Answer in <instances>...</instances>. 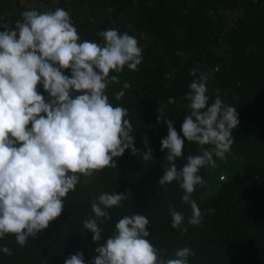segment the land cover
I'll return each mask as SVG.
<instances>
[{
	"label": "trees",
	"instance_id": "1",
	"mask_svg": "<svg viewBox=\"0 0 264 264\" xmlns=\"http://www.w3.org/2000/svg\"><path fill=\"white\" fill-rule=\"evenodd\" d=\"M57 8L71 14L81 41L102 43L97 33L109 28L138 39L143 49L138 70L125 66L121 73H110L118 75L119 83L111 84L106 94L114 106L128 109L135 147L146 152L147 135L154 158L144 161L142 154L126 150L116 158V168L101 170L69 192L61 216L37 238L23 247L12 234L0 240V246L13 250L11 256L0 252V264H64L78 251L85 264H91L100 246L83 227L94 216L92 202L102 193L128 192L123 207L107 210L111 220L100 224L101 243L113 234L119 219L138 213L150 220L148 239L168 258L176 249L189 247L194 252L190 264H264V0H0V31L14 29L25 10ZM193 69L195 76L190 74ZM202 73L208 76L209 104L220 97L238 113L240 123L227 157L252 155L255 162L224 180L209 197L211 167L201 169L205 186H197L192 199L203 221L193 226L187 224L192 210L182 203L178 183H158L167 165L160 141L168 135L166 118L175 122L183 138L181 124L190 114L189 86ZM121 90L125 95L116 100ZM198 154L200 146L185 140L178 167L186 164L188 155ZM169 205L185 215L186 233L171 227Z\"/></svg>",
	"mask_w": 264,
	"mask_h": 264
},
{
	"label": "clouds",
	"instance_id": "2",
	"mask_svg": "<svg viewBox=\"0 0 264 264\" xmlns=\"http://www.w3.org/2000/svg\"><path fill=\"white\" fill-rule=\"evenodd\" d=\"M21 17L14 29L0 31V240L12 234L23 247L61 216L64 199L78 184H87L105 168H116V158L126 150L150 161L154 149L147 135V151L135 147L128 109L114 106L106 94L111 84L119 83L118 75L110 73H121L125 66L136 71L142 63L143 49L135 36L109 28L97 33L102 43L81 41L71 14L63 8L25 10ZM190 74L195 76L196 69ZM207 79L202 73L189 86L190 114L181 124L183 138L175 122L166 118L168 135L160 141L167 165L158 183H178L182 203L192 210L187 224L193 226L203 221L192 199L197 186H205L199 173L206 166L217 167L216 158L227 159L233 130L240 123L236 108L220 97L209 104ZM124 95L121 90L115 99ZM185 140L197 143L201 154L188 155L179 168ZM129 193H102L92 202L94 216L83 227L100 246L91 264H190L191 248H178L168 258L151 243V222L143 214L119 219L113 234L101 243L100 224L111 220L107 210L123 207ZM169 214L171 227L186 233L185 215L173 205ZM0 252L13 255L8 246H0ZM64 264H85L83 253L69 256Z\"/></svg>",
	"mask_w": 264,
	"mask_h": 264
},
{
	"label": "rangeland",
	"instance_id": "3",
	"mask_svg": "<svg viewBox=\"0 0 264 264\" xmlns=\"http://www.w3.org/2000/svg\"><path fill=\"white\" fill-rule=\"evenodd\" d=\"M217 167L211 168L212 181L211 188L206 193V196L215 195L221 183L224 180H231L234 176L241 172L245 165L255 162L252 155H234L227 157L226 160L216 159Z\"/></svg>",
	"mask_w": 264,
	"mask_h": 264
}]
</instances>
